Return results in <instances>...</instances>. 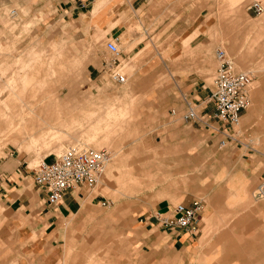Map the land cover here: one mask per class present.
I'll list each match as a JSON object with an SVG mask.
<instances>
[{"label":"rangeland","instance_id":"374dc122","mask_svg":"<svg viewBox=\"0 0 264 264\" xmlns=\"http://www.w3.org/2000/svg\"><path fill=\"white\" fill-rule=\"evenodd\" d=\"M214 1L219 3L212 6L203 32L227 52L238 71L253 77L243 112L252 121L242 117L235 132L264 150V11L248 10L254 1L264 6V0ZM106 4L95 18L92 9L88 17L68 19L58 12L56 0H0V64L7 56L18 59L0 70V160L19 156L34 168L75 144L110 152L97 188L90 189L101 192L100 198L64 220L66 234L56 246L64 248V261L57 263L264 264V199L255 196L261 182L254 177L255 167L238 158L233 144L204 146L199 137L185 139L171 130L175 118L170 109H161L155 91L163 83L152 81L153 58L167 55L153 50L158 36L142 32L138 40L145 39L147 47L133 52L122 35L124 53L117 63L126 82L111 79L105 64L111 59L107 31L89 26L93 22L99 28ZM142 29L138 25L134 30ZM90 64L99 68L93 76ZM45 92H57L58 100ZM103 100L113 107L107 110ZM41 110L61 111L66 125L71 119L76 124L61 127L54 116L52 125L63 130L40 129L34 123ZM106 112L111 129L98 125L92 132L90 122ZM250 123L260 131H249ZM195 201L205 207L202 233L184 251L175 252L156 223L145 224V217L163 205Z\"/></svg>","mask_w":264,"mask_h":264},{"label":"crops","instance_id":"0c3cea01","mask_svg":"<svg viewBox=\"0 0 264 264\" xmlns=\"http://www.w3.org/2000/svg\"><path fill=\"white\" fill-rule=\"evenodd\" d=\"M115 1V4L113 2L106 4V0H86L82 5L80 0H56L58 12L68 19H79L84 15L88 17L92 9L91 15L95 18L106 4L102 16L98 18L99 28L95 23L89 22L90 29L107 31L108 40L118 37L119 43H122V35H125L126 43L133 45V52L143 51L147 47L145 39L138 40L142 32L145 35L153 33L158 36V41L152 45L153 50L167 52V55L159 54L158 58H153L152 81L163 83L155 91L160 99L161 109H170L169 113L175 118V123L169 124L173 125L171 130L185 139L192 140L194 136L199 137L204 146L218 145V135L212 127L200 121H186L182 115L189 105L195 106L199 114L202 117L205 115L208 120L215 112L211 95L218 67L215 56L219 48L203 30L206 31L205 29L208 28L204 25L211 18L209 16L212 15V6L215 3L218 5L219 2L214 0ZM45 10H47L46 5ZM112 21L118 22L110 26L109 23ZM138 25L142 26L143 31L134 30ZM2 48L3 45H0V50ZM3 53L9 55L7 51ZM202 54H205L206 61L200 59L204 56ZM29 58L34 60V56L30 54ZM144 58L146 60L147 55ZM17 60H10L7 56V60L0 64V70L13 65ZM90 66L92 70L89 75L93 76L99 68L95 64ZM50 94L51 99L58 100L57 92H49L47 96ZM101 102L106 105L107 110L113 107L111 101ZM172 109L177 111L176 114H172ZM90 113L93 118L96 110L93 109ZM40 114L41 119L34 123L39 124L40 129L63 130L52 125L54 116L57 119L54 123H59L61 127L68 126L72 129L76 124V120L71 119L66 125L68 121L63 118L61 111L52 113L41 110ZM106 117L107 112L104 118H98L96 122L92 120L89 129L95 133L98 125H109L108 120L111 119V115L110 118ZM179 117L183 121L177 123ZM242 117L247 120L250 113L246 112ZM250 121H252L251 117ZM210 123L214 126L218 125L213 119H210ZM249 125L253 126L249 131L252 130L253 133L260 131L254 124ZM236 135L239 140L233 143L234 152L239 159L250 160L255 167L254 177L262 180L264 150L254 148L250 138L248 144L245 143L243 140L247 138L242 133ZM28 163L27 159L13 155L0 160V264H58L60 260L64 261V248H56L62 235L66 234L64 220L86 210L91 203L100 198L102 193L95 194L86 187L70 189L64 193L58 203L51 205L48 202V192L36 184L34 170ZM168 207L171 208L170 205H163L159 209L162 211ZM204 208L199 215V231L196 235H190L179 227H163L156 224V227L166 234L167 242L175 252L186 250L202 233ZM145 224L147 227H153L155 218L145 221Z\"/></svg>","mask_w":264,"mask_h":264},{"label":"built area","instance_id":"2783aa9c","mask_svg":"<svg viewBox=\"0 0 264 264\" xmlns=\"http://www.w3.org/2000/svg\"><path fill=\"white\" fill-rule=\"evenodd\" d=\"M86 0H80L82 5ZM248 10L257 13L264 11L259 1H254ZM106 48L111 59L106 61V69L111 79L123 84L126 75L121 73L117 60L122 56L119 39L106 41ZM218 67L214 79V90L211 99L215 105V112L210 119L218 122L217 126L210 123V119L202 117L196 107L189 105L182 117L189 122H203L212 127L218 135V146L224 148L237 142L235 126L239 125L244 110L249 105L248 89L253 82L250 72L238 71L234 60L223 49L216 51ZM176 114V110H171ZM110 159V152L106 148L94 149L80 144L67 147L60 155L51 161L44 159L34 170V180L48 192V202L51 205L58 203L64 193L70 189L82 187L94 190L99 184L106 162ZM255 196L264 199V178L256 189ZM203 209L200 201L193 204L179 203L167 210L157 211L156 214L145 217V221L155 218V223L163 227H179L185 229L190 235L199 231V215Z\"/></svg>","mask_w":264,"mask_h":264},{"label":"bare ground","instance_id":"6f19581e","mask_svg":"<svg viewBox=\"0 0 264 264\" xmlns=\"http://www.w3.org/2000/svg\"><path fill=\"white\" fill-rule=\"evenodd\" d=\"M1 58V57H0ZM22 120H25V119H23V118H21ZM19 127V126H18ZM17 128V127H16ZM80 145H83V146H85V147H88V146H86L85 144H80Z\"/></svg>","mask_w":264,"mask_h":264}]
</instances>
